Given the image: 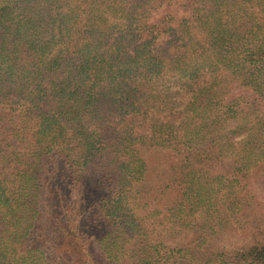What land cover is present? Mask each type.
<instances>
[{"label": "trees", "instance_id": "trees-1", "mask_svg": "<svg viewBox=\"0 0 264 264\" xmlns=\"http://www.w3.org/2000/svg\"><path fill=\"white\" fill-rule=\"evenodd\" d=\"M259 195L264 0H0V264H264Z\"/></svg>", "mask_w": 264, "mask_h": 264}, {"label": "rangeland", "instance_id": "rangeland-1", "mask_svg": "<svg viewBox=\"0 0 264 264\" xmlns=\"http://www.w3.org/2000/svg\"><path fill=\"white\" fill-rule=\"evenodd\" d=\"M257 201L261 203L260 206H264V196L259 195ZM241 231L237 225L229 226L225 230L221 231L210 239L213 248H221V247H232L234 245L240 244L244 241ZM196 237H194L192 232H174L169 233L166 236V241L170 243H177L183 246L193 247L196 244ZM53 257L56 258V264H65L61 258L57 256V254L53 251H50ZM59 258V259H58Z\"/></svg>", "mask_w": 264, "mask_h": 264}]
</instances>
